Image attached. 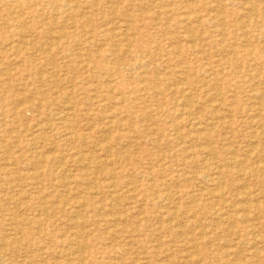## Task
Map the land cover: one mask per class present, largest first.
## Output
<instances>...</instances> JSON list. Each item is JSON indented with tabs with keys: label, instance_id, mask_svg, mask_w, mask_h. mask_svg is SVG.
I'll return each mask as SVG.
<instances>
[{
	"label": "rangeland",
	"instance_id": "rangeland-1",
	"mask_svg": "<svg viewBox=\"0 0 264 264\" xmlns=\"http://www.w3.org/2000/svg\"><path fill=\"white\" fill-rule=\"evenodd\" d=\"M0 264H264V0H0Z\"/></svg>",
	"mask_w": 264,
	"mask_h": 264
},
{
	"label": "bare ground",
	"instance_id": "bare-ground-1",
	"mask_svg": "<svg viewBox=\"0 0 264 264\" xmlns=\"http://www.w3.org/2000/svg\"><path fill=\"white\" fill-rule=\"evenodd\" d=\"M53 1H54V0H53ZM176 1H177V0H176ZM59 4H60V3H59ZM61 5H62V4H61ZM61 5H60V6H61ZM191 9H192V8H191ZM206 10H207V9H206ZM221 11H222V10H221ZM16 12H17V11H16ZM221 14H222V13H221ZM186 15H187V14H186ZM196 16H197V15H196ZM221 16H222V15H221ZM197 17H198V16H197ZM219 19H221V18H219ZM205 20H206V19H205ZM221 20H222V19H221ZM223 20H224V19H223ZM223 20H222V21H223ZM184 21H185V20H184ZM219 22H220V21H219ZM185 23H186V22H185ZM221 23H223V22H221ZM227 23H228V22H227ZM128 92H129V91H128ZM130 92H131V91H130ZM259 92H260V91H259ZM110 94H111V93H110ZM131 94H132V93H131ZM135 94H136V93H135ZM179 96H180V95H179ZM182 96H183V95H182ZM255 98H256V97H255ZM262 100H263V99H262ZM115 101H116V100H115ZM116 104H117V103H116ZM129 112H130V110H129ZM131 112H133V111H131ZM131 114H132V113H131ZM199 130H200V129H199ZM201 130H202V129H201ZM200 132H201V131H200ZM199 134H200V133H199ZM202 134H204V133H202ZM202 134H201V135H202ZM196 136H197V135H196ZM209 136H210V135H209ZM200 137H202V136H200ZM205 137H206V136H205ZM196 138H197V137H196ZM208 138H209V137H208ZM194 139H195V138H194ZM206 141H207V140H206ZM209 141H210V140H209ZM203 142H204V141H203ZM207 142H208V141H207ZM206 146H207V145H206ZM261 150H262V149H261ZM206 151H207V150H206ZM207 152H208V151H207ZM258 152H259V151H258ZM249 153H250V152H249ZM256 154H257V153H256ZM254 157H255V156H254ZM233 158H234V157H233ZM219 163H220V162H219ZM47 164H48V163H47ZM219 165H220V164H219ZM254 166H255V165H254ZM213 168H214V167H213ZM213 168H212V169H213ZM242 168H243V167H242ZM234 169H235V168H234ZM247 169H248V168H247ZM213 170H214V169H213ZM248 170H249V169H248ZM233 171H235V170H233ZM211 172H213V171H211ZM211 172H210V173H211ZM235 172H236V171H235ZM243 172H245V171H243ZM243 172H242V173H243ZM248 172H249V171H248ZM249 173H251V172H249ZM253 173H254V172H253ZM258 173H259V172H258ZM198 175H199V174H198ZM201 175H202V174H201ZM201 175H200V176H201ZM231 175H232V174H231ZM239 175H240V174H238L237 176H239ZM258 175H259V174H258ZM229 176H230V175H229ZM243 176H244V175H243ZM204 177H205V176H204ZM217 177H218V176H217ZM221 177H222V176H221ZM219 178H220V177H219ZM219 178H218V179H219ZM224 179H225V178H224ZM231 180H232V179H231ZM212 182H214V181H212ZM212 182H211V183H212ZM216 183H217V182H216ZM107 191H108V190H107ZM219 192H220V191H219ZM219 197H220V196H219ZM215 198H216V197H215ZM39 199H40V198H39ZM220 199H221V198H220ZM220 202H221V201H220ZM43 204H44V203H43ZM88 207H89V206H88ZM245 210H246V209H245ZM44 212H45V211H44ZM245 212H246V211H245ZM244 216H245V215H244ZM6 222H7V221H6ZM84 223H85V222H84ZM76 240H77V239H76Z\"/></svg>",
	"mask_w": 264,
	"mask_h": 264
}]
</instances>
